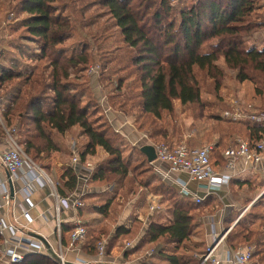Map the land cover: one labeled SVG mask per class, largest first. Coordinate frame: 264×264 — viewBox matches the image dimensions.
<instances>
[{
    "label": "trees",
    "instance_id": "1",
    "mask_svg": "<svg viewBox=\"0 0 264 264\" xmlns=\"http://www.w3.org/2000/svg\"><path fill=\"white\" fill-rule=\"evenodd\" d=\"M10 1L13 4L7 9V14L13 13L15 19L6 21L3 27L11 52H4L5 64H0V136L5 135V129L12 128H19L21 134V126L24 125L26 134H21L24 135L23 151L34 163L35 159H42L43 154L45 159L59 150L55 141L57 136L76 130V138L83 139L80 148L76 146L80 161H84L86 156H93L97 148L107 154L89 178L101 185L105 179L110 182L111 176L120 183L129 172L128 160L124 161L123 157L126 148L122 137L110 125L97 96L93 94L87 75L89 67L97 65L98 82L100 75L101 78L105 75L110 85L103 87L110 88L114 81L112 73L117 72V57V62L108 58L100 63L101 66L92 64L99 58L89 52L88 42L85 41V29L89 31L99 25L105 30V26L98 24L101 16L106 15L107 22L117 29L121 44L131 53L123 63L133 69L126 76H119L110 91L118 92L124 81L130 79L127 84L138 93L137 104L130 106L136 108L134 123L139 130L147 133L151 144L174 146L179 143L173 141L177 125L171 122V129L162 125L164 118L171 117L174 112L176 101L183 107L198 105L201 110L204 108L197 71L205 73L213 81L216 91L223 77L216 64L219 59L228 68L237 70L236 79L239 82H252L254 75L264 78V45L259 48L254 43L246 44L254 34L262 33L264 29L262 0H196L180 7L175 5L181 0ZM59 9L66 13L68 10L69 14H63ZM70 41L71 49L68 51L65 43ZM23 58L26 62L22 61ZM33 61L36 64L30 65ZM254 90L261 94L257 88ZM262 110L264 107H258L254 112ZM174 119L177 121V117ZM212 119L222 127L215 140L217 148L232 146L237 138L247 141L251 148L264 139L263 122L241 119L227 123L223 122L222 114H212ZM227 140H231L228 145L224 144ZM186 142L191 147V143L196 144L189 138ZM134 151L146 164L145 174L148 175L138 181L139 186L160 196L159 201L164 204L163 212L167 216L165 222L152 220L143 228L135 246L148 244V249L153 247L149 258L162 260L164 264H199L206 245L202 224L194 211L206 202L197 204L189 198H182L173 186L157 177L139 147L134 146ZM217 153V164L224 166L225 157L219 155V150ZM114 183L113 188L116 186ZM77 184L74 168L67 167L55 183L56 193L66 197L76 190ZM238 184L242 187V183ZM243 184L248 190L254 187L249 180ZM87 195L79 199L101 214L108 227H113L109 210L114 196L106 191L97 196L98 202ZM102 198L105 200L101 202ZM252 207H264V195ZM236 215L237 212L228 215L227 222L230 223V218ZM251 215V219L255 220L256 217L253 219ZM250 222L239 219L226 235L225 242L233 249L238 244L248 243L242 247L254 244L251 260L254 258L261 263L264 248L255 250V245L264 246V222L258 235L248 226ZM62 228L60 242L67 245L73 227ZM102 229L96 233L86 227V239L81 244L92 254H96L94 245L100 241L101 233L106 234L112 228ZM127 233L120 227L115 236ZM164 245L173 246L177 253H162ZM193 252L197 256L195 259L191 257ZM52 256L29 253L16 264H58L57 258Z\"/></svg>",
    "mask_w": 264,
    "mask_h": 264
},
{
    "label": "crops",
    "instance_id": "2",
    "mask_svg": "<svg viewBox=\"0 0 264 264\" xmlns=\"http://www.w3.org/2000/svg\"><path fill=\"white\" fill-rule=\"evenodd\" d=\"M88 77L91 82L93 77L90 75H88ZM96 96L99 100L98 94H96ZM106 116L113 129L120 133L124 148L134 151V146L139 147L143 144H150L149 140L140 138L147 136V133L136 127V123H134V113L127 116L121 110L115 111L111 108L108 112H106ZM187 123L190 124V122ZM74 132H76V130L67 131L65 135L57 136L55 138L60 152L64 149V151L69 152L70 155H67L69 156V160L67 161V159L65 160L63 157L58 156V153L60 152H52L48 157L50 160L48 165L44 168H40L46 175V171H48L53 176L59 178L67 167H72V153L70 149L72 143L75 145V149L77 148V142L70 141ZM192 135L195 134H191V136ZM216 139L217 138H214L212 142L215 144L212 166L217 175H230L227 183H222L220 186H212L206 180L191 181L187 184L188 191L181 192L176 183L169 180H163L157 173L155 174L159 179L173 186L182 198H189L193 201V198L190 196V192H193L203 198L202 201L206 202L205 205L216 208L214 212L206 213L202 217L199 216L197 220L202 224L203 237L206 247L224 235L222 241L214 252L217 261L216 264H233L227 258V255H232L236 248L243 247L238 245L235 249L231 248L225 242V237L235 223L244 216L249 207L253 205L260 196L264 195V193L261 192V194L249 201L247 200L248 196H243V198L242 196L236 197L233 193L237 190L244 189L246 184L244 185L243 183L247 180L251 181L255 188L258 187V189H261L264 187V179H261L259 174L253 170L252 166L243 161L241 158L236 161L232 171H228L225 168V165H218L216 162V157L218 155L217 151L219 150V155L223 156L222 151L225 147L217 148L215 142ZM75 140L78 141L79 139L75 136ZM138 140H143V143L140 144ZM7 147L8 142L6 136H0V155L7 149ZM76 151H78V148ZM97 154H100L102 157L107 156L102 149L97 148L96 153L93 156H86L85 160L82 162L91 163L94 169L95 162H93L92 159ZM64 155H66L65 152ZM75 167V172L78 178L77 188L72 194H68V196H66L68 197L67 199L66 197H63L67 201L66 204L62 201L59 202L60 213L58 219L60 221V236L61 229H63L62 227H73L74 222L79 218L87 228L89 227L96 233L102 228L105 229V227L107 230L108 228L109 230L112 228L110 231L106 232V234L102 232L100 236V240L103 241L105 245L104 254L99 256L97 251L96 254H92L83 247V244H72L69 242L67 245H61L60 237H58L56 232L57 214L55 212V206L57 201L56 198L51 195V185L43 179H35L34 177L37 174L36 168H33L30 165H25L23 170L18 174V177L11 179V185L13 188V193L11 194L8 173L0 162V194L4 195V197H2L3 205L0 209V219H2L13 230V232L5 231L4 236L0 238V264H7L8 255L6 250L12 247L24 256L29 253H34L51 257L54 255L57 258L59 252H61L66 264H145L149 261H153L154 263L157 262V264H164L162 260L149 258L150 254L153 252V247L148 249V244H145L142 247L135 246V240L137 239L139 232L143 228L147 227L152 220L154 221L153 217H155V221L161 222V216L159 214L163 210L160 208V196L153 193H146L144 195V199L142 200L143 206L140 208L138 207L135 213L132 212V207L131 210L124 208V210L116 217L112 215L114 205L112 202L109 213L113 221V227H108L109 225L105 224L106 221L101 214L85 206V203L81 206L84 209L80 211L79 209L81 207L75 208L73 206V202L80 195L82 196L87 193V196L91 195L93 199L97 201V196L112 189L113 185H109V188L106 189L97 181L90 180V175L85 181L84 178L87 174L82 166L77 164ZM174 178H177L179 182H185L187 180V177L184 174L174 175ZM238 183H242V187H239ZM5 195H7V198H5ZM156 204L159 208L152 211L150 206ZM23 210H27L31 214L33 221L30 224H26L25 220L22 218L21 213ZM234 212H237L236 217L230 218V223H228L226 220L228 215L233 214ZM162 214L164 215L166 221L167 216L164 213ZM139 223H141V226L137 232L135 230L138 228ZM120 227L124 228L129 233L121 234L116 237L115 233ZM69 230L70 229L66 231V234ZM34 235L42 237L45 240V243L36 239ZM114 237L115 239L112 244H110L112 238ZM162 253L176 254L177 251L173 246L164 245ZM189 253L190 251L188 254ZM191 257L195 259L197 256L193 252ZM249 264L261 263L257 262L256 259L253 258Z\"/></svg>",
    "mask_w": 264,
    "mask_h": 264
},
{
    "label": "rangeland",
    "instance_id": "3",
    "mask_svg": "<svg viewBox=\"0 0 264 264\" xmlns=\"http://www.w3.org/2000/svg\"><path fill=\"white\" fill-rule=\"evenodd\" d=\"M193 1H196V0H181V3L175 6L180 7L183 4L185 5L191 4L193 3ZM12 4L13 3L10 0H1V3H0V64H3V65L5 64L4 63L5 61L3 59L4 52H6V50H8V52H11V48L7 47L8 35H7V32L4 30V28H5L6 21H11L15 19V16L13 13L7 14L8 12L7 9H10V6H12ZM262 4L264 5V0H262ZM97 10L101 12L100 11L101 9L97 8ZM60 12H63V10H60ZM261 12H264V8ZM63 14H69L68 10H67V13L63 12ZM75 19L76 18H74L73 21H75ZM107 21L108 19L106 15H103L100 17L99 22H98V24L105 26V30H103V27L100 28V26L98 25L97 28L91 27L89 31L85 29V31L83 32L87 34L85 41L88 42L89 52H93L94 56L96 58H99V61L92 63V64L100 65V63L104 62V60H108V58H113L114 62H117V59L115 58L116 57L118 58L119 62L115 63V68H116L115 70H117V72L112 73L113 74L112 80L114 81L110 86L111 88L112 86L115 87V84L117 83L116 79L119 76H126L128 73H131V70L133 69H131L130 67L129 68L126 67L125 63H123L127 61L131 53L129 50L126 49V47H124L121 44V41H120L121 38L118 34L117 29L113 25H111L110 22H107ZM105 36H108V37L104 39ZM251 43H254L255 46L257 45L259 48H261L264 45V29L262 33L254 34L248 41H246V44H251ZM70 44H71V41L69 43H65V48H67L68 51L69 49H71ZM29 45L31 46V44ZM31 48L32 47H30V50L32 51ZM14 54H15V51H14ZM22 61L26 62V59L23 58ZM35 62L36 61L30 62V65L36 64ZM216 64L223 73V77L221 78V82H220L221 85L219 87V90L217 91L215 90L213 81L210 78H208L205 73H201L197 71V77H198V80L201 86L204 108L201 110V107L198 105H186L185 107H183L179 104V102L176 101L174 112L170 114L171 117L164 118V121L162 123L163 126H167L169 129H171V122H173V124L177 125L178 127V129H175L176 138L173 141L180 142V141L186 140V138H189V139H192V141L196 142V144H192L191 142H189L191 143L192 147L211 144L214 138H217V132L219 131V129L222 128L220 127L221 125H219V123H216L215 121H213V119L211 120L212 114H222V118L225 120L223 122L232 123L234 121L229 118H224L223 114L225 112L230 111V109H232L233 102L239 103L242 106L243 110L245 109L247 113L254 112L255 110H257L258 107H264V78L262 77L259 78L257 75H254V79L253 80L251 79L252 82L250 81L239 82L236 79L237 70H232L228 68L222 59H219ZM92 77H93V80H91L90 84L93 89V94L95 95L98 94L99 104L101 101H106L108 106H110L112 110H115V111L121 110L127 116H130L133 113H135L136 108H133L130 106L137 104L138 93L134 87L127 84L128 82H130L129 81L130 79L126 80V82L124 81L123 85L121 86L118 92L113 93L110 91L109 87H103L106 85L107 86L110 85V84L108 85V80L107 78H105L107 76L104 75V77L101 78V75H100V83L98 82V79H99L98 74H95ZM255 88H257L261 94H258V91L256 92L254 90ZM106 102L104 103L106 104ZM206 106H208V108ZM176 117H177V121L176 119H174ZM187 122H190V124H188ZM224 126L226 127L227 125L224 123ZM25 128L26 127L24 125L21 126V132H22L21 134H26V132H24ZM18 131H19V128L15 130V138L17 142L19 143V145L21 146V148L23 149L24 135H21L20 131L19 132ZM75 134H76L75 132L72 134L70 141L77 142V145L80 148L83 139L76 141ZM191 134H195V135L191 136ZM238 137H241V135H238ZM138 141L140 144L143 143V140H138ZM229 142H231V140H227L226 142H224V144H227ZM64 150L61 152L60 150H58L57 152H60L58 153V156L63 157V159L65 160L67 159L68 161L69 156L67 155H70V154L69 152L64 151ZM64 152L66 153V155H64ZM44 157H45V154L41 156L42 159L34 160V163L39 168H44L46 165H48L50 161L48 159L49 156L43 159ZM123 157H124V161L128 160L127 164L129 165V168H128L129 172H128L127 177L120 183L115 181L116 179L113 176H111L112 178L109 177L110 182H107L106 179L105 181L102 182V185L112 184L113 186L115 184L114 182H116V186L114 188L112 187V189L107 191L108 195L111 194L112 196H114L112 200L114 204L113 212H112V207H111V212H112V215H114L115 217L120 212H122L124 208L131 210V207H132L133 208L132 212L135 213L138 207L140 208L141 206H143L142 200L144 199V195L146 193L148 194L152 193L151 191L145 189L144 187H140L138 184V181L141 178L148 177V175L145 174L146 164L144 163L143 159L139 158L135 152L130 151L129 149L123 150ZM105 158H106L105 156L102 157L100 154H97L92 160L93 162H95V166H96L100 163H103L102 161ZM46 173H47L48 178L55 185L56 181L59 178L53 176L48 171H46ZM104 187L106 189L109 188V186H104ZM251 188L252 190H248L247 187H245L244 189L237 190L233 194L236 195V197L242 196L243 198V196H248L249 198L253 199L254 197H257V195L261 194V192L264 193V187H262L261 189H258V187L256 188L251 187ZM104 200L105 199L102 198L101 202ZM99 201L100 200L98 199V202ZM85 204H87V202ZM162 204L160 205L161 206L160 208L161 210H164V204L163 205ZM215 210H216L215 207L212 208L205 204L204 205L202 204L196 207L194 213L196 217L198 218L199 216L200 217L204 216L206 213L214 212ZM162 213L164 212L162 211L159 214L161 216L160 217L161 222L165 221V217ZM250 214H253L251 215L253 216V219H254V216L256 217L255 220L251 219ZM153 218L155 220V217ZM241 219L242 221L247 220V222L251 220V222L247 224L249 227H251L253 232H256L255 234L258 235L259 232L263 229V227H261V224L264 222V207H252L251 205L248 211H246V213ZM140 226H141V223L138 224V228L135 231L138 232ZM243 244H238V245L242 246ZM245 244H248V243H245ZM246 246H248L251 250L254 248V244L253 246H249V245H246ZM261 248H264V246L259 245V244L255 245V250L261 249ZM263 262H264V258L261 263Z\"/></svg>",
    "mask_w": 264,
    "mask_h": 264
},
{
    "label": "built area",
    "instance_id": "4",
    "mask_svg": "<svg viewBox=\"0 0 264 264\" xmlns=\"http://www.w3.org/2000/svg\"><path fill=\"white\" fill-rule=\"evenodd\" d=\"M176 2L177 0H170ZM98 66L92 65L89 67L87 73L90 76H94L97 73ZM105 99V97H104ZM106 101H101L100 105L104 114L109 111L110 106H108ZM224 118H229L233 121L248 119L257 122L264 123V110L259 112H250L247 113L243 110L242 106L233 102L232 109L223 114ZM1 122V120H0ZM117 131V130H116ZM5 136L7 138L8 147L0 155V162L8 173L9 179L17 178L18 174L23 170L25 165H30L33 168H36L37 174L34 177L35 179H43L45 182L49 183L52 187V193L56 198L57 204L55 206V212L57 214L56 218V232L58 237H60V221L58 219L60 213L59 202L62 201L66 204V199L60 197L55 190V185L51 182L48 176L40 169L35 163H33L27 155L24 153L23 149L17 142L15 138V129L10 130L5 129ZM144 140H148L147 136L140 137ZM151 144V143H150ZM154 146L156 158L151 162L153 171L157 173L163 180H169L176 183L181 192H187V184L191 181H200L206 180L212 186H220L222 183H227L230 175L223 174L221 176L217 175L213 166H212V157L214 156L215 144H206L202 146L191 147L187 144L185 140L180 141L174 146H169L165 143L152 144ZM71 163L72 168L75 170V166L78 164L82 166L87 176L84 178L85 181L88 179L89 175L93 170V165L88 162L80 161L78 152L75 149V145L72 143L71 147ZM223 157H225V168L228 171H232L235 163L238 159H242L246 163L250 164L253 170L259 174L261 179H264V139L257 142L254 146L250 148L247 141L242 139H236V143L232 146L226 147L222 151ZM76 171V170H75ZM184 174L187 177L185 182H179L177 178H174V175ZM80 177V176H79ZM84 177V176H83ZM82 177V178H83ZM81 196V195H80ZM76 198L73 202L75 208L83 206V202ZM190 196L193 198L195 203H201L203 198L198 196L196 193L190 192ZM2 197L4 195L0 194V209L3 205ZM7 198V195H5ZM152 211L158 209L159 206L151 205ZM22 218L25 220L26 224H30L33 221L31 214L27 210H23L21 213ZM9 231L13 232L12 228L8 226L2 219H0V236H4V232ZM86 227L84 226L82 220L79 218L74 222V226L69 234L70 242L72 244H81L86 239ZM224 235H222L217 241H213L211 245L206 247L205 253L201 256L199 264H216L215 250L217 246L222 241ZM97 254L102 256L104 254L105 245L103 241H97L94 245ZM251 252L252 250L245 246L243 248H236L233 251L232 255H227V258L233 264H249L251 261ZM7 253V264H16L23 260L24 255L18 252L15 248H8ZM58 264H66L65 260L62 257L61 252L57 256ZM103 264V263H98Z\"/></svg>",
    "mask_w": 264,
    "mask_h": 264
},
{
    "label": "water",
    "instance_id": "5",
    "mask_svg": "<svg viewBox=\"0 0 264 264\" xmlns=\"http://www.w3.org/2000/svg\"><path fill=\"white\" fill-rule=\"evenodd\" d=\"M139 148H140V152H142L146 156L148 162L151 163L152 161L155 160L156 154H155L154 146L152 144H143V145H140ZM9 183H10V192L12 194L13 188H12L10 179H9ZM34 237L45 243V240L42 237L38 235H34ZM67 264H73V263H67Z\"/></svg>",
    "mask_w": 264,
    "mask_h": 264
}]
</instances>
